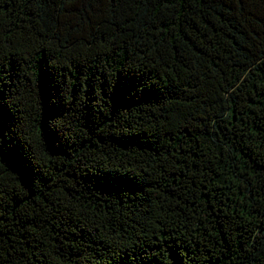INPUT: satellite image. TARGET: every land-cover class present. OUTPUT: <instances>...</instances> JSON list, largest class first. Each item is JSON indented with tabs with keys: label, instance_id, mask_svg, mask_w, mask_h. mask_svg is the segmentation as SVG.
<instances>
[{
	"label": "trees",
	"instance_id": "1",
	"mask_svg": "<svg viewBox=\"0 0 264 264\" xmlns=\"http://www.w3.org/2000/svg\"><path fill=\"white\" fill-rule=\"evenodd\" d=\"M0 264H264V0H0Z\"/></svg>",
	"mask_w": 264,
	"mask_h": 264
}]
</instances>
